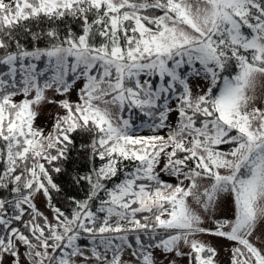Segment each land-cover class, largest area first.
Returning <instances> with one entry per match:
<instances>
[{"label":"snow or ice","instance_id":"6c2138e0","mask_svg":"<svg viewBox=\"0 0 264 264\" xmlns=\"http://www.w3.org/2000/svg\"><path fill=\"white\" fill-rule=\"evenodd\" d=\"M262 81L264 0H0V264H264Z\"/></svg>","mask_w":264,"mask_h":264},{"label":"rangeland","instance_id":"374dc122","mask_svg":"<svg viewBox=\"0 0 264 264\" xmlns=\"http://www.w3.org/2000/svg\"><path fill=\"white\" fill-rule=\"evenodd\" d=\"M262 83H264V81H262ZM257 94L264 96V87L258 88ZM72 99L73 100L76 99L75 93H73ZM55 112H56V109L53 106H51V105L44 106L41 109V115H40V117H39V119L37 121L38 124L40 126H43V127H50L51 123H52V115H54ZM141 134L148 135V134H151V133L148 132L147 130H145ZM223 149L227 150L225 148H223ZM172 182H174V181H172ZM40 207L43 209V204L42 203L40 204ZM257 235L259 236L260 233L258 232ZM210 239H211V242L220 251V260L223 262V264H227V261H228L227 249L231 246L230 243L228 241H226V240H220V239H214V238H210ZM182 264H186V261L182 262Z\"/></svg>","mask_w":264,"mask_h":264},{"label":"trees","instance_id":"16d2710c","mask_svg":"<svg viewBox=\"0 0 264 264\" xmlns=\"http://www.w3.org/2000/svg\"><path fill=\"white\" fill-rule=\"evenodd\" d=\"M137 123H139V121H137ZM222 148H225V149H227V146H222Z\"/></svg>","mask_w":264,"mask_h":264}]
</instances>
